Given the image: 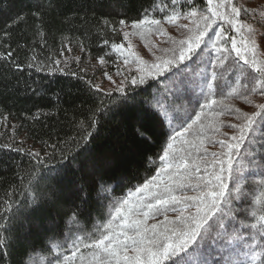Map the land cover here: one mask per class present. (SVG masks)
I'll return each mask as SVG.
<instances>
[{"label":"trees","instance_id":"1","mask_svg":"<svg viewBox=\"0 0 264 264\" xmlns=\"http://www.w3.org/2000/svg\"><path fill=\"white\" fill-rule=\"evenodd\" d=\"M194 2L201 9L206 7V0ZM233 2L250 9H264V0ZM179 3L183 4L184 0ZM168 4L169 0H0V212L9 200L19 208L13 222V246L8 255L0 256V264H22L24 260L28 264H49L56 253H50L51 241H46V237L63 240L61 233L67 231L64 227L67 216L77 206L82 226L89 232L95 225L106 223L109 210L105 196L126 197L145 178H151L159 170L162 161L158 157L167 143H174L176 149H187L196 158L204 155V148L209 152L220 151L219 145L213 147L211 141L225 138L226 131L229 136L233 134L226 123L238 121L209 111L201 121L206 126L212 125L205 128L206 135L200 134L203 146L199 140L194 141L196 147L182 145L179 139L173 142L172 128L179 124L173 120L170 126L168 120L145 110L150 94L157 93V87H152L157 84L156 80L149 79L139 86L128 85L126 103L121 94L114 91L116 84L108 76L117 84L126 77L131 79L138 74L136 56L151 63L155 56L162 55V49L173 47L169 37L179 40L189 34L178 25L194 27L186 19H179L176 24L164 23L165 14L171 13V7H165ZM220 10L230 15L226 5L222 4ZM146 13L161 19L162 24L154 26L151 33L131 34L125 40L123 33L133 30L121 31L119 21L124 19L131 23ZM17 16L22 19L13 23ZM194 19L200 20V17ZM240 19L260 28L259 18L252 20L242 14ZM220 26L229 37L236 35L224 20L217 18L208 34L213 40L205 37L209 45L204 49L205 57L210 54L214 33L219 32ZM156 27L166 35H161ZM255 39L259 45L257 55L264 59V35L258 33ZM237 45L240 46L239 37ZM9 51L11 60L4 58ZM100 57L105 63H100ZM235 57L236 53L232 52L225 67ZM241 66L247 69L242 60L237 68ZM203 68V64H198L194 71L200 73ZM237 74L233 71L228 76L232 83L225 85L226 91L231 88L242 91L245 81L241 79L237 84ZM215 83L219 92L221 81ZM91 85H98L103 91L97 92ZM158 87L163 88L164 84ZM169 87L174 92L180 88L175 98L168 97L178 108L181 104L191 107L187 97L199 94L195 83L188 85V91L179 85L169 84ZM106 91H111L112 95H106ZM226 102L243 111H252L240 99ZM101 107L106 111H101ZM94 112L98 124L88 129L92 133L90 138L82 139ZM194 133L195 129L188 135L189 141L194 140ZM29 152H39L44 164L38 165ZM243 152L242 148L241 154ZM73 156L77 158L75 163ZM34 165L36 174L32 173ZM60 169L64 172L58 174L56 170ZM30 174L36 175L32 184L38 185L41 194L38 205L32 203ZM41 177L50 178L41 182ZM121 177L127 179L117 188ZM82 188L88 194L86 204L82 203ZM185 191L194 194L190 189ZM168 215L175 218V213ZM154 222L148 221L149 224ZM81 251L91 252L89 249ZM245 251L242 245L236 244L224 255L238 253L239 258H243ZM63 254L70 255V252Z\"/></svg>","mask_w":264,"mask_h":264},{"label":"snow or ice","instance_id":"2","mask_svg":"<svg viewBox=\"0 0 264 264\" xmlns=\"http://www.w3.org/2000/svg\"><path fill=\"white\" fill-rule=\"evenodd\" d=\"M222 4L230 9V15L221 12ZM165 7H171V13L165 14L164 23L176 24L179 19H186L194 27L178 25L189 34L179 40L169 37L173 47L162 49V55L155 56L151 63L136 56L138 74L131 79L126 77L117 84L108 76L116 84L114 91L120 93L126 103L128 85L139 86L149 79L156 80L157 84L152 87H157V93L150 94L145 110L168 120L170 126L173 120L179 124V127L172 128L170 138L173 142L179 139L182 145L196 147L194 141L199 140L203 146L200 134L212 125L206 126L201 121L209 111L232 116L238 121L226 123L233 134L229 136L226 131L223 133L225 138L211 141L213 147L219 145L220 151L209 152L204 148L202 157L193 158V153L185 148L176 149L174 143L162 146V154L158 157L162 161L159 170L130 190L126 197L112 199L106 195L107 222L95 225L91 232L82 226L79 206L71 210L64 225L67 231L61 233L63 240L46 237V241H51L50 253H56L49 264H264L261 259L264 257V59L257 55L259 45L255 39L258 33L264 35V31H260L264 29V9H250L233 0H220V3L206 0L203 9L194 0H184L183 4L179 0H169ZM177 8L181 10L177 11ZM242 14L252 20L259 18L260 28L247 20L242 21ZM197 16L200 20L194 19ZM217 18L224 20L236 35L229 37L225 28L220 26L219 32L214 33L210 54L205 57L204 49L209 48L205 37L213 40L208 34ZM20 19L22 16H17L13 23ZM119 24L121 31L124 28L133 30L123 33L127 40L131 34L143 36L151 33L154 26L162 24V20L146 13L131 23L121 19ZM156 30L166 35L159 27ZM115 47L123 48V45ZM232 52L236 57L225 67ZM4 58L11 60L12 52L9 51ZM241 60L247 69L237 68ZM124 62L129 61L126 58ZM100 63H105L103 57H100ZM198 64L204 65L200 73L194 71ZM233 71L238 73L237 84L241 79L245 81L241 85L242 91L235 88L225 90V85L232 83L228 76ZM218 80L221 81L219 92L215 83ZM161 83L163 88L158 87ZM193 83L199 88V94L187 97L191 107L181 104L178 108L174 101H169V96L175 98L176 92L180 91L178 87L174 92L169 84L183 86L188 91V85ZM91 87L97 92L103 91L98 85ZM105 94L111 96L112 92L106 91ZM253 97L260 98L259 102ZM231 99L242 100L252 111H243L226 102ZM101 111L106 110L101 107ZM95 115L94 112L82 139L91 137L88 129L98 124ZM194 129V140L189 141L187 137ZM29 155L38 165L44 164L39 152H29ZM76 159L73 156L72 162L75 163ZM56 171L59 174L64 169ZM32 173H37L35 165ZM33 174L29 177V190L34 193L32 203L38 205L41 194L38 185L32 184L36 179ZM49 178L41 177L40 180ZM124 179L127 177L118 179L117 188H121ZM185 189L194 194H187ZM80 191L82 203L86 204L87 191L83 188ZM170 212L175 213L174 219L169 217ZM18 213L19 208L13 201L5 202L4 211L0 212V256L8 255L13 246V222ZM149 220L155 222L149 224ZM236 244L247 249L243 258H239L238 253L225 256L224 252ZM81 249L91 252L86 254ZM67 252L70 255L63 254ZM22 264H28V261L24 260Z\"/></svg>","mask_w":264,"mask_h":264}]
</instances>
